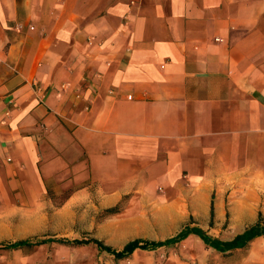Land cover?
Wrapping results in <instances>:
<instances>
[{
	"label": "crops",
	"instance_id": "0c3cea01",
	"mask_svg": "<svg viewBox=\"0 0 264 264\" xmlns=\"http://www.w3.org/2000/svg\"><path fill=\"white\" fill-rule=\"evenodd\" d=\"M1 174L152 211L166 237L140 240L264 231V0H0ZM169 248L167 264H264V235Z\"/></svg>",
	"mask_w": 264,
	"mask_h": 264
},
{
	"label": "rangeland",
	"instance_id": "374dc122",
	"mask_svg": "<svg viewBox=\"0 0 264 264\" xmlns=\"http://www.w3.org/2000/svg\"><path fill=\"white\" fill-rule=\"evenodd\" d=\"M30 182L31 179L0 175V244L22 240L56 242L23 250L0 249V264H167L173 248L138 250L127 259L119 260L92 243H57L96 239L121 251L137 239H164L166 236L149 225L152 211L148 212L146 220H140L137 214L127 221L128 218L121 219L101 209L97 195L81 196L72 205H66L71 197L68 193L77 188L71 177L60 182L65 186L63 194L56 192L60 188H50L44 194L27 193Z\"/></svg>",
	"mask_w": 264,
	"mask_h": 264
},
{
	"label": "trees",
	"instance_id": "16d2710c",
	"mask_svg": "<svg viewBox=\"0 0 264 264\" xmlns=\"http://www.w3.org/2000/svg\"><path fill=\"white\" fill-rule=\"evenodd\" d=\"M118 212V207L107 210L109 214H116ZM263 227L260 222L248 228L242 235L238 236L235 240L231 242H222L218 238H214L207 234V232L199 229V228H191L186 227L182 230L177 236L168 239L163 242H151L137 239L135 241L129 242L121 251L115 250L109 246H106L104 242L100 240H76L74 242H65L58 241L57 243L65 245V244H73V245H87V244H95L100 250L106 251L111 255L115 256L116 259L123 260L127 259L129 256L134 254L137 250H145V251H153L164 247H173L177 243L184 240L188 235L195 234L201 238V240L205 243L208 248L214 249L219 253H226L229 251H233L236 249L246 248L256 237L260 235H264V231L261 230ZM54 240H22L8 244H0V249L5 250H23L30 249L38 246L45 245L47 243H54Z\"/></svg>",
	"mask_w": 264,
	"mask_h": 264
}]
</instances>
